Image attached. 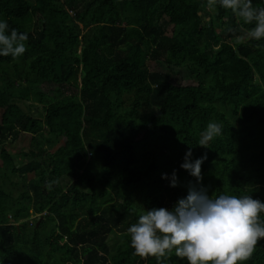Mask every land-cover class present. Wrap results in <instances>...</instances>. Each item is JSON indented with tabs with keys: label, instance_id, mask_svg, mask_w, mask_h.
<instances>
[{
	"label": "trees",
	"instance_id": "obj_1",
	"mask_svg": "<svg viewBox=\"0 0 264 264\" xmlns=\"http://www.w3.org/2000/svg\"><path fill=\"white\" fill-rule=\"evenodd\" d=\"M206 9L0 0L9 34L28 35L22 56H0V264H158L131 246L139 214L172 210L191 185L264 202V39H249L255 23L231 10ZM183 70L197 84H173ZM29 101L42 116L23 108ZM210 122L223 135L200 146ZM26 133L16 161L6 144ZM189 149L192 162L206 156L202 181L181 167ZM160 264L188 261L173 252ZM242 264H264V239Z\"/></svg>",
	"mask_w": 264,
	"mask_h": 264
},
{
	"label": "clouds",
	"instance_id": "obj_2",
	"mask_svg": "<svg viewBox=\"0 0 264 264\" xmlns=\"http://www.w3.org/2000/svg\"><path fill=\"white\" fill-rule=\"evenodd\" d=\"M217 4L231 10L244 23H255L247 32L249 39H264V7H254L252 0H207L209 10ZM8 30V23L0 21V56L18 58L26 51L28 35L16 29H11L9 34ZM222 135V125L210 122L197 144L208 147L214 138ZM191 155L189 149L181 167L198 182L202 181L201 165L206 156L192 162ZM164 178H168L167 174ZM177 184L174 171L171 185ZM262 213L264 202L251 195L209 197L202 185H191L188 195L179 199L172 210L156 208L139 214L138 221L128 229L130 243L135 255L144 259L155 257L158 264L173 252L188 264H242L264 239Z\"/></svg>",
	"mask_w": 264,
	"mask_h": 264
},
{
	"label": "rangeland",
	"instance_id": "obj_3",
	"mask_svg": "<svg viewBox=\"0 0 264 264\" xmlns=\"http://www.w3.org/2000/svg\"><path fill=\"white\" fill-rule=\"evenodd\" d=\"M210 11L209 9H206V12ZM208 14L206 16L205 20H208ZM148 65L151 70H157V71H167V67L160 61L158 60H149ZM171 82L175 85L179 86H187V85H195L197 84L196 78L194 75L189 74L186 70H183L181 72H174L171 76ZM23 108L28 111L31 115L35 117H40L43 114V109L42 106L36 102L29 101V102H22L21 103ZM31 104V105H30ZM8 150L13 154L14 158L16 161L19 160V155L18 152L23 150V149H28L30 146V134H23L18 138L16 141L9 140L6 144ZM33 177V175H29L27 179H30ZM61 183L64 185L66 188L68 186V180L65 177L61 178ZM112 235L110 236L109 239V244L112 245L114 242L113 239L111 238Z\"/></svg>",
	"mask_w": 264,
	"mask_h": 264
}]
</instances>
